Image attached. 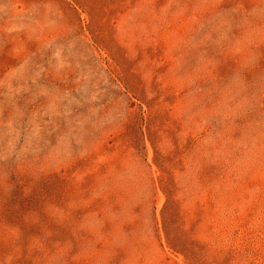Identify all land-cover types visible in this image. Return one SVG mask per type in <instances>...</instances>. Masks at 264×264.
<instances>
[{
	"label": "rangeland",
	"instance_id": "374dc122",
	"mask_svg": "<svg viewBox=\"0 0 264 264\" xmlns=\"http://www.w3.org/2000/svg\"><path fill=\"white\" fill-rule=\"evenodd\" d=\"M0 264H264V0H0Z\"/></svg>",
	"mask_w": 264,
	"mask_h": 264
}]
</instances>
